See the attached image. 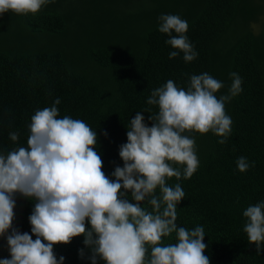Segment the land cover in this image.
<instances>
[{"label":"trees","instance_id":"16d2710c","mask_svg":"<svg viewBox=\"0 0 264 264\" xmlns=\"http://www.w3.org/2000/svg\"><path fill=\"white\" fill-rule=\"evenodd\" d=\"M162 14L188 22L196 60L186 63L182 53L169 59L174 49L158 31ZM204 72L224 83L218 96L228 93L231 72L242 78V91L225 105L233 122L225 144L211 132L189 134L200 164L191 178L168 181L185 192L176 223L204 227L210 264H264V251L257 255L243 232V211L264 201V0H51L36 15L3 14L0 152L26 146L31 116L59 98L60 117L82 119L97 132L103 171L114 179L115 168L123 167L119 149L127 143L129 122L141 112L150 127L149 115L158 113V106L147 104L151 92L169 79L186 88L192 75ZM10 132H19L16 142ZM240 156L255 166L241 173ZM15 199L13 227L31 235L34 202ZM83 239L55 246L57 259L91 264ZM4 258L10 255L0 237Z\"/></svg>","mask_w":264,"mask_h":264},{"label":"clouds","instance_id":"9594fccd","mask_svg":"<svg viewBox=\"0 0 264 264\" xmlns=\"http://www.w3.org/2000/svg\"><path fill=\"white\" fill-rule=\"evenodd\" d=\"M49 2L0 0V16L36 15ZM158 22V31L169 37L165 43L174 49L169 59L180 53L186 63L197 59L186 20L162 14ZM229 75L231 86L220 96L224 83L207 72L192 75L186 88L169 79L154 89L147 104L158 106V113L149 115L150 127L141 112L131 119L127 143L119 149L123 167L115 168L114 179L103 171L97 132L89 124L60 117L59 98L51 107L36 110L26 146L0 152V237L6 238L10 255L0 264H64L54 247L81 236L91 264H210L204 227L188 230L177 225V206L185 192L179 183L168 181L189 179L199 168L190 133L211 132L220 138L219 144L226 143L233 122L225 105L242 91L243 83L238 73ZM19 135L10 132V140L16 142ZM236 164L241 173L255 166L244 156ZM17 195L34 202L28 218L31 235L13 227ZM145 202L151 210L142 206ZM243 217L247 241L260 255L264 201L249 205ZM79 257L85 258L84 249Z\"/></svg>","mask_w":264,"mask_h":264},{"label":"rangeland","instance_id":"374dc122","mask_svg":"<svg viewBox=\"0 0 264 264\" xmlns=\"http://www.w3.org/2000/svg\"><path fill=\"white\" fill-rule=\"evenodd\" d=\"M258 29H259L258 26L255 25V26H254V30H255V31H258Z\"/></svg>","mask_w":264,"mask_h":264}]
</instances>
